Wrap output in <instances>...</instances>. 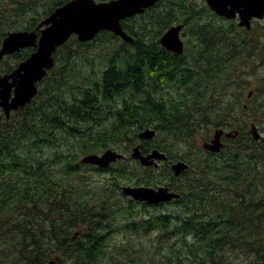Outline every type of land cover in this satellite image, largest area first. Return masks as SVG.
Here are the masks:
<instances>
[{"label": "trees", "instance_id": "16d2710c", "mask_svg": "<svg viewBox=\"0 0 264 264\" xmlns=\"http://www.w3.org/2000/svg\"><path fill=\"white\" fill-rule=\"evenodd\" d=\"M39 1L0 0V45L8 32L35 29L68 0H41V13ZM194 1L163 0L161 16L135 19L132 44L108 31L85 43L71 36L53 53L54 66L38 82L31 102L9 118L0 110V264H48L56 257V264H264V143L238 121L239 134L225 138L219 153L193 149L201 127L207 135L212 127L230 126L225 112L237 115L244 109L201 107V85L188 83L183 55L172 57L169 74L160 73L164 80L174 79L179 91L156 95L147 86L153 83V51L149 37H142L155 35L156 26L168 19L184 23L189 35L201 39V2ZM172 9L181 14L170 17ZM6 14L15 20L3 19ZM23 16L29 19L20 22ZM211 32L203 28V34ZM97 39L118 42L116 54L95 78L71 79L70 85L68 74L78 70L79 59L95 66L92 55L82 56V47ZM32 51L4 57L0 73ZM195 76L201 79L200 72ZM145 128L156 135L140 141L142 152L157 148L168 159L187 162L180 177L167 163L161 170L120 159L101 169L78 161L110 147L127 155ZM63 140L72 145L64 147ZM87 169L104 176H90ZM165 183L180 197L154 206L130 200L121 190ZM120 197L126 204H117ZM119 233L142 234L150 244L135 249L137 243L118 239Z\"/></svg>", "mask_w": 264, "mask_h": 264}, {"label": "water", "instance_id": "95a60500", "mask_svg": "<svg viewBox=\"0 0 264 264\" xmlns=\"http://www.w3.org/2000/svg\"><path fill=\"white\" fill-rule=\"evenodd\" d=\"M160 0H69L57 6L46 16L34 30H13L2 40L0 45V60L5 56L19 52L21 49L33 48L31 54L20 61L10 72L0 73V109L6 118L11 112L17 111L29 104L37 94V83L42 80L48 70L54 66L53 53L72 35L80 43L91 41L100 31H109L120 37L124 42L132 44L133 36L126 33L121 26V20L143 13L147 8ZM215 14L227 19L239 16V25L250 27L251 17L264 16V0H204ZM182 25L170 27L160 38V44L167 50L182 54L184 45L179 37ZM155 129L145 128L138 137L141 140H151ZM250 133L254 140L264 143L254 123L250 125ZM237 129L225 132L222 128L214 130L212 138L204 141L201 147L211 153H218L222 147V136L235 138ZM125 156L108 148L101 153H88L80 157L81 164L107 168ZM130 157L139 161L142 166L157 167V161H164V152L154 148L148 153L141 152L140 146L132 148ZM188 167L184 161L171 163L174 176L178 177ZM122 194L149 205L169 202L178 199L179 194L170 190L169 186L149 187L130 186L122 189ZM50 260L48 264H56Z\"/></svg>", "mask_w": 264, "mask_h": 264}, {"label": "flooded vegetation", "instance_id": "af4514ba", "mask_svg": "<svg viewBox=\"0 0 264 264\" xmlns=\"http://www.w3.org/2000/svg\"><path fill=\"white\" fill-rule=\"evenodd\" d=\"M198 1L201 2V13L198 19L201 23V39L189 35L184 23H170L168 19L164 20L163 26H156L155 35L142 37V40H146L149 37L152 42L151 50L153 51L151 59H153L154 67L149 75V81L153 83H149L147 86L151 90L156 91V95H158L157 93L165 94L166 92L171 94L169 90L159 92L158 89L161 90L163 85L172 86V82L175 80L172 78L164 80L163 74L160 73H170L172 57L174 55L177 56V54L165 49L159 40L168 28L182 24L183 27L179 32V37L184 45L183 54H181L183 55L182 63L184 64L182 70L187 71L189 75L188 83L192 87L195 88L201 85V107L241 106L244 109L243 111L235 116L230 115L233 121L232 124L230 126H219V128L228 131L235 128V124L238 121L246 123L248 128V123H256L255 117L264 116V73H261L259 77L262 82L261 88L254 89L252 87L246 93L244 89L238 90L237 86L238 84H247L244 80V73L248 60L253 59L254 56L257 58L258 53H260L261 58L260 60L257 59L256 65L261 67L262 70L264 69V43L260 45V39L264 40V31L258 28V24L264 21V16L262 18L251 17L249 20L250 27L247 28L239 25L240 19L238 15L235 18L227 19L210 10L204 0ZM165 7L163 0H160L143 13L122 19L121 26L126 33L136 38V35L132 33L134 27L133 19L146 18L149 15L161 16ZM186 11L184 9L183 13H186ZM174 14L179 16L181 12L180 10L172 9L169 12V16L172 17ZM204 27L208 28V30H214V34L213 32L203 34ZM222 27L229 32H220ZM252 32L255 34L251 38L250 33ZM214 50L215 52H213ZM189 54L201 66L199 69L193 66L195 63L185 61V57ZM159 63H162V66L163 64H169L170 66L161 68L162 66H157ZM197 71L201 73V79L195 76ZM250 111H252V114ZM203 132L201 127V137H203Z\"/></svg>", "mask_w": 264, "mask_h": 264}, {"label": "rangeland", "instance_id": "374dc122", "mask_svg": "<svg viewBox=\"0 0 264 264\" xmlns=\"http://www.w3.org/2000/svg\"><path fill=\"white\" fill-rule=\"evenodd\" d=\"M194 2L196 3V1L190 0L189 3H194ZM37 5L39 7H37L36 9L39 10V9H41L40 7L43 6V2L40 0L37 3ZM195 7H198V5H195ZM41 12H43V10H39L38 11V13H41ZM3 19H7L8 21L13 22L15 20V17L12 14H6V15H4ZM26 19H29V18L26 17V16H23V18H21L19 21L22 22L23 20H26ZM136 19H138V18H136ZM139 20H143V19H139ZM132 22L135 25H137V21L135 19ZM258 28L260 30L264 31V21H261L258 24ZM16 30H24V29H16ZM190 33H191V31H190ZM254 34H255L254 32L250 33V37L252 38L254 36ZM193 37H195V36H193ZM260 42H261L260 45H262L264 43V40L262 41L260 39ZM117 44H118V42H116V41H115V43H112V41L104 42V41H102L100 39H97V40H94L92 43L82 47V50L84 51L82 56L85 53L92 55L94 57V65L95 66L93 67V66L89 65L84 58L79 59L77 61L78 70H76L73 73L69 72V74H68V82H69V84L71 85V79H79L81 81H87L88 77H90V79L95 78V76L97 74H99L101 72V70L107 65L110 56L113 55V54H116L117 50H115L114 47H116ZM250 49H251V47H250ZM247 51H250V50H247ZM15 53H17V52H15ZM15 53H13V54H15ZM13 54H11V55H13ZM11 55H8V56H11ZM260 58H261L260 53H258L257 54V58H256V56H254L253 59L248 60L247 68L245 69V73H244V80L247 82V84H238V86H237L238 90L244 89L246 91V93H248V91L252 87L254 89L262 87V82L259 79V77H260L261 73H264V69L262 70L261 67H258L256 65L257 59L260 60ZM190 60L196 61V59L191 54H189L187 57H185V61L190 62ZM88 69L93 71L92 75H90L89 73L84 72V70H88ZM87 75H89V76H87ZM158 90H159V92H165L166 90H169L172 93H174L176 91H179L180 89L178 87H176V85H172L170 87H167L166 85H163L161 90L160 89H158ZM238 107H241V106H238ZM228 108H231V107H226V109H228ZM260 109H254V110H260ZM250 113L252 114V111H250ZM230 115L235 116L236 114L233 111H231V110L225 112V117H228ZM255 120H256L255 125L257 126L259 132L262 135H264V116L255 117ZM248 125H249V128H250V123H248ZM217 128H219V126L212 128L210 130V132L207 133V135L205 134V131H204L202 133L203 137H201V134L198 133L195 136L196 141H195V146H194L193 149L194 150H199L201 148L202 142L204 140L210 139L212 134H213V131L215 129H217ZM62 143L64 144V147H70L72 145L66 140H63ZM135 143L136 144L134 145V147L137 144H140V141L137 139V141ZM111 148H113V147H111ZM79 159H78V161H79ZM129 160H130L129 163H132V159H129ZM165 168H166V165L162 164L160 169L163 170ZM86 173L88 175H90V176H94V175L104 176L103 174L101 175V174L95 173L94 171H91V170H88V169H87ZM170 184L171 183H165V184H161V185H158V186H149V187L167 186V185H170ZM137 186H144V185H137ZM117 204L123 205V204H126V201H125L124 198L120 197L118 199V201H117ZM133 206H134L133 207L134 209H137V210L140 209V206H138V205L133 204ZM149 210H153V209L151 207H149ZM165 210H166V208L164 209V211ZM78 230L79 229H76L75 231H78ZM117 234H118L117 232H111L112 236H115ZM119 234L120 235L117 236L118 239H121V240H124V241L126 239H130V240L136 242L137 246L134 247L135 249L139 246V244H144V245H149L150 244L149 239L147 238V236H144L142 234H133V233H131V234L119 233ZM109 251L115 253L116 255L128 256V254L117 252L114 249H109Z\"/></svg>", "mask_w": 264, "mask_h": 264}, {"label": "bare ground", "instance_id": "6f19581e", "mask_svg": "<svg viewBox=\"0 0 264 264\" xmlns=\"http://www.w3.org/2000/svg\"><path fill=\"white\" fill-rule=\"evenodd\" d=\"M120 38V37H119ZM136 146H140V144H137ZM135 146V147H136ZM131 185H125V186H122V188H121V190L124 188V187H130ZM133 201H136V200H134V199H132ZM136 202H139V201H136Z\"/></svg>", "mask_w": 264, "mask_h": 264}]
</instances>
